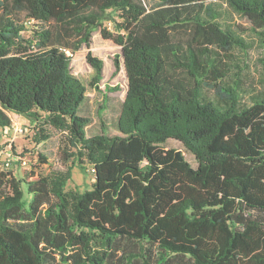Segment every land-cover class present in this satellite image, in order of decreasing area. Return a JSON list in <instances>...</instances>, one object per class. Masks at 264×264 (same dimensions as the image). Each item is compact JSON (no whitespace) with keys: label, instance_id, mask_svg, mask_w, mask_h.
<instances>
[{"label":"trees","instance_id":"16d2710c","mask_svg":"<svg viewBox=\"0 0 264 264\" xmlns=\"http://www.w3.org/2000/svg\"><path fill=\"white\" fill-rule=\"evenodd\" d=\"M206 1L0 0V127L9 113L49 123L73 160L41 176L22 155V178L0 171V264H264V89L230 84L220 51L251 47ZM225 2L264 41V0ZM99 30L128 88L119 134L88 137L71 62ZM87 62L100 83L103 61ZM77 163L90 190H67Z\"/></svg>","mask_w":264,"mask_h":264},{"label":"rangeland","instance_id":"374dc122","mask_svg":"<svg viewBox=\"0 0 264 264\" xmlns=\"http://www.w3.org/2000/svg\"><path fill=\"white\" fill-rule=\"evenodd\" d=\"M148 9L158 8L165 4L166 0H141ZM206 5H214L216 10L222 13V18L234 26L239 33H244L243 37L250 45L247 52L235 49L229 52L228 56L222 53L226 62L227 79L232 84L236 81L241 87L246 89H264L263 67L261 60L264 58V41L251 30V23L243 17L234 15L229 11L225 0H207ZM115 19H118L114 15ZM108 29L113 30V22L106 23ZM120 47L111 40L103 38L101 30L93 35L91 45L83 46L82 49L72 56V70L87 88V98L82 106L80 114L87 117L91 123L87 128V136L92 137L106 132L110 135H117V122L125 100L128 81L123 66L120 68L116 64V55L120 54ZM103 61L104 69L100 83L93 79L95 70L87 62L88 55ZM71 55V54H69ZM210 94V93H208ZM12 118V126L8 128L0 127V171L11 172L15 177L22 178L24 171H30L31 163H24L28 157L32 158L35 174L41 176L49 175L53 172L66 171L72 166L73 160H66L63 154L65 134L54 129L46 122L35 123L26 117L9 113ZM49 131L51 138L44 142H39V129ZM163 147L165 149H175L181 151L188 162L194 167H198L195 157L176 140H168ZM25 155L26 158H21ZM39 155L46 158V163L39 160ZM80 168L78 163L73 167V177L69 181L67 190H78L84 192L90 190L94 183V173L92 166L84 165Z\"/></svg>","mask_w":264,"mask_h":264},{"label":"built area","instance_id":"2783aa9c","mask_svg":"<svg viewBox=\"0 0 264 264\" xmlns=\"http://www.w3.org/2000/svg\"><path fill=\"white\" fill-rule=\"evenodd\" d=\"M24 163H25V164H27V162H26V161H24Z\"/></svg>","mask_w":264,"mask_h":264}]
</instances>
